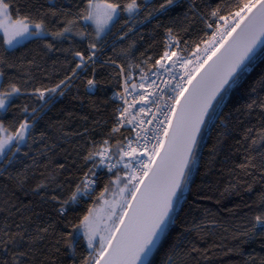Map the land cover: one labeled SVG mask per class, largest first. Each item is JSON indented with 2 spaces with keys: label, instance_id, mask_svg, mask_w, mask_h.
Returning <instances> with one entry per match:
<instances>
[{
  "label": "snow or ice",
  "instance_id": "obj_1",
  "mask_svg": "<svg viewBox=\"0 0 264 264\" xmlns=\"http://www.w3.org/2000/svg\"><path fill=\"white\" fill-rule=\"evenodd\" d=\"M174 4L175 0H161L158 4L154 0L144 3L81 0L65 8L56 0H46L40 5L30 0L24 3L0 0V33L3 45L7 46L5 52L20 39L34 37L44 41L47 52H63L66 59L71 56L63 79L52 87L40 86L28 91L13 81L7 84L0 81V112L15 108L16 116H23L18 123L14 118L7 125L0 120V176L18 162L22 146L27 149L22 154L31 157L32 166L40 167V158H44L45 172L40 173L44 179L32 193L40 196L41 202L50 205L55 213V218L49 215L47 221L35 223L34 227H31L32 215L21 216L27 224L16 223L15 231L5 220L0 227V264H68L61 257H68L71 264H152L150 257L163 249L172 225L180 231L164 251L160 264H179L178 249L185 233L192 229L181 225L180 213L185 208L178 210V204L183 199L185 205L195 208L199 206L195 200L207 198L193 177L199 174L202 150L207 147L205 141L213 131L228 126L232 114L225 112V101L230 91L251 70L258 50L264 53V0L217 4L200 17L206 30L191 46L185 41L181 47V41L173 38V29L169 27L164 50L157 57L149 56L127 67L116 65L115 60L105 61L119 69L114 79L122 81V91L115 92L114 98L122 104L115 109L106 138L100 141L88 138L76 149L83 163L72 160L71 164L78 171L87 170L77 178L74 188L71 179L57 180L68 165L56 163V149L61 148V142H69L72 135L86 136L88 130L68 133L61 121L41 129L38 136L33 135L42 119L39 113L52 103L56 94L64 96L72 87L73 79L90 66L92 78L87 80L86 88H97L100 82L96 79V53L102 51L100 42L119 21L123 20L119 36L122 41L134 30L128 27L129 21H136L142 12L144 20L150 21L169 13ZM197 7L193 4L189 12L195 14ZM126 27L128 31H124ZM73 37L81 42L88 40L87 47L78 46ZM65 41L69 44L67 48L62 47ZM3 63L7 60L0 55V64ZM136 70L138 80L134 76ZM3 76L0 71V77ZM257 89L264 91V73L247 95L251 97ZM22 96L34 97L40 104L29 112L27 103L15 104ZM242 108L249 114L257 108L260 110L261 126L247 129L243 138L250 140V144L244 162L237 166L253 178L247 184V191L251 192L257 182L254 172L259 173V182L264 183V98L257 95ZM52 128L57 134L55 138L48 131ZM223 135L218 133L216 143L207 148L209 163L215 159ZM53 164L55 169L49 171ZM32 166H25V172L15 177L19 186L27 180V169ZM105 169L107 179L102 180ZM8 179H13L11 174ZM101 182L102 188L93 196ZM235 189L233 185L225 192ZM84 197H92L93 205L86 213L76 214L75 206ZM258 207L259 211L245 225L243 235L249 239L257 235L264 237V193L259 196ZM30 208L31 205L22 209L12 204L9 215ZM34 215L39 217L41 213ZM49 236L53 239L46 244ZM192 253L204 254L193 245L184 255L188 257Z\"/></svg>",
  "mask_w": 264,
  "mask_h": 264
},
{
  "label": "trees",
  "instance_id": "obj_2",
  "mask_svg": "<svg viewBox=\"0 0 264 264\" xmlns=\"http://www.w3.org/2000/svg\"><path fill=\"white\" fill-rule=\"evenodd\" d=\"M19 2L24 3L25 0H19ZM30 2L40 5L45 4L46 0H30ZM56 2L65 8H71L73 5L81 3V0H56ZM140 2L144 3L147 0H140ZM154 2L158 4L161 0H154ZM230 2L232 0H175V4L167 14L158 15L149 21L144 20L145 13L142 12L136 21H129L128 27H134V30L128 32L124 40H119V36L122 35L120 28L123 20L112 28L111 33L104 36L100 42L102 51L98 50L96 53V79L100 82L97 88L93 90L86 88L87 80L92 78L90 66L86 72H81L79 77L73 79L72 87L66 91L64 96L56 94L52 103L39 113L42 119H39L37 129L33 132V135L38 136L41 129L48 128L49 124L57 125L61 121L64 122L65 132L75 133L88 130L86 136L72 135L69 137V142H61V148L56 149V163L68 165L58 175V182L71 179L74 188L77 178L87 170L85 168L78 171L71 164L72 160H76L78 164L83 163L82 159L76 155V149L88 138H94L97 141L106 138L107 132L112 126L113 115L119 104L113 99V94L121 91L122 81L114 79L119 69L114 65L105 64V61L115 60L116 65L127 67L128 64L140 63L149 56L157 57L164 50V42L167 39L166 31L169 27L173 29V38H178L181 41V47L185 46V41L191 46L193 41H199L204 36L206 30L205 23L200 17L205 16L217 4L223 5ZM193 4L198 6L195 14L189 12V8ZM141 20L144 22L140 23ZM124 31H128V28L126 27ZM208 32L210 34V30ZM72 39L77 41L78 46L87 47L88 40L81 42L78 37ZM43 43L44 41L31 37L5 52L4 49L7 46L3 45V34L0 33V55H3L7 60V63L0 64V71L4 73L1 81L4 84L13 81L22 90L27 87V90L31 91L34 87H52L60 79H63L67 60H71V56L66 59L63 52H47L43 48ZM62 47H69L68 42L65 41ZM9 64L12 66L9 67ZM74 66L73 64L72 67ZM250 68L251 70L244 74L242 80L233 87L226 98L225 112L232 114L227 128L213 131L211 138L205 141L207 147L202 150L203 160L199 166V174H195L193 177L202 195L207 198L195 200L194 203L199 205L195 208H190L183 201L179 206V208H185V212L180 213L181 225L192 229L185 233L178 249L179 264H251L252 260L255 261V264H261V260L264 259V237L257 235L255 238L249 239L243 235L245 225L259 211V196L264 193V183L259 182V173L254 172L257 182L253 184L251 192L247 191V184L252 183L253 178L246 176L237 167L244 162L247 155L246 148L250 144V140H244V134L250 127L255 126L256 129H259L261 126L260 110L257 108L249 114L242 108V105L250 102L251 99H256L257 95L264 98V91L259 89L251 97L247 95L250 87L264 73V53L258 50L257 57ZM134 76L136 80L139 79L138 70L134 72ZM25 81H28L27 85L24 84ZM25 103L29 105V112L32 107H37L40 104L34 97L29 99L27 96H22L15 101L17 105ZM238 108L241 110L236 111ZM16 113L17 109L15 108L6 113L0 112V120H3L7 125L15 118L18 123V120L23 116H16ZM48 131L53 138L56 137L54 128L48 129ZM220 132L224 135L221 137L217 155L209 163L207 148L216 143ZM252 135L255 136V132ZM35 147L34 145L33 148L35 149ZM24 151L27 149L22 146L21 153L18 154V162L0 176V209H4L0 211V227L7 220L12 225L13 231L16 230V223L27 224V220H22L21 216L32 215L33 224L31 227L40 221H47L49 215L55 218V213L51 210L50 205L43 204L40 196L32 193L36 184L44 179L40 173L45 172L43 164L47 161L40 158V167H34L31 157L23 156ZM80 151H84V149H80ZM25 166L32 167L27 169V180L21 187L17 184L15 177L18 173L25 172ZM54 169L55 164L49 171ZM205 172L207 175L204 174ZM9 174L13 179H8ZM103 179H107L106 169ZM233 185H236L235 190L225 192L226 188H231ZM102 186L103 182L93 196L98 194ZM65 187L67 188L68 185L65 184ZM185 197L191 200L187 193ZM5 201L9 203L6 204ZM12 204L16 208L23 209L25 205H31V208L24 209L16 215H9V207ZM92 205L93 198L84 197L75 206L74 211L76 214L82 215ZM15 210V208L11 209L12 212ZM35 212H39L41 215L37 217L34 215ZM197 226L199 227L197 228ZM169 231L170 235L166 236L163 249L153 253L150 257L152 264H160L164 251H167L180 229L176 225H172ZM52 239L53 237L49 236L45 243L47 244ZM193 245L201 249L204 254L192 253L191 256L185 257L184 253L188 252ZM229 249L232 251L229 252ZM61 258L68 260V264H71L68 257Z\"/></svg>",
  "mask_w": 264,
  "mask_h": 264
},
{
  "label": "rangeland",
  "instance_id": "obj_3",
  "mask_svg": "<svg viewBox=\"0 0 264 264\" xmlns=\"http://www.w3.org/2000/svg\"><path fill=\"white\" fill-rule=\"evenodd\" d=\"M26 38V37H25ZM20 39L16 44H15V46H17V45H19V44H22L23 42H25L26 40H28V39H30L31 37H27L26 39ZM14 46V47H15ZM11 49V48H10ZM0 81H1V77H0ZM185 195H186V193H185ZM182 201H183V199H181V201L179 202V204H178V208H179V206L181 205V203H182Z\"/></svg>",
  "mask_w": 264,
  "mask_h": 264
},
{
  "label": "built area",
  "instance_id": "obj_4",
  "mask_svg": "<svg viewBox=\"0 0 264 264\" xmlns=\"http://www.w3.org/2000/svg\"><path fill=\"white\" fill-rule=\"evenodd\" d=\"M121 91H122V89H121ZM113 99H115L114 98V94H113ZM119 104H122V101H120V100H117V99H115Z\"/></svg>",
  "mask_w": 264,
  "mask_h": 264
}]
</instances>
